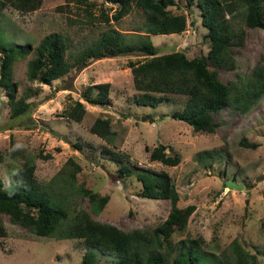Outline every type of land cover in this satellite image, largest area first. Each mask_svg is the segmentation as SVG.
<instances>
[{
  "label": "rangeland",
  "instance_id": "obj_1",
  "mask_svg": "<svg viewBox=\"0 0 264 264\" xmlns=\"http://www.w3.org/2000/svg\"><path fill=\"white\" fill-rule=\"evenodd\" d=\"M180 3L185 5V0ZM84 7L66 0H44L38 10L30 13L7 7L0 10V38L4 37L8 44L31 42L37 47L46 35L62 34L71 63L80 51L93 45L110 29L125 34L132 43L143 38L151 40L160 54L185 51L193 58L209 51L207 29L202 25L197 7L190 11L175 9L188 17L187 29L182 33L149 36L143 35L147 31L146 15L135 5L129 15L110 23L99 18L103 10L112 15L116 5L104 2L93 9L96 19ZM234 25L245 29V44L236 51L237 69L221 70L225 82L235 80L237 73L249 74L264 56V29L247 27L242 16L234 20ZM32 57L15 65V79L20 84L18 96L29 88L38 90L29 99L33 107L28 114L13 119L7 97L0 88V179L5 188L18 187L15 173L26 161L32 160L37 166L38 183L64 198L71 217L77 211L86 210L93 218L124 230L156 227L169 215L171 201L139 196L140 182L134 177L126 180L118 177L117 164L110 160V153L103 152L107 147L126 153L136 170L168 172L180 194L179 207L195 205L187 228L176 233V241L195 239L203 253H214L222 264L234 263L235 240L253 253L264 252V98L248 114L225 108L215 116V133L196 132L187 122L172 117L174 110L184 107L187 96L169 95L158 107L134 103L137 92L128 64L144 60L141 52L95 59L85 68H73L51 85L28 79V61ZM104 82L112 85L111 105H93L83 98L88 85ZM75 100L86 105L87 113L81 122L64 116V110ZM97 117L112 118L111 140L91 132ZM242 140L256 143L258 147L243 146ZM76 144H82V148ZM159 144L167 145L168 152H178L181 163L167 166L151 161V151L147 148ZM207 150L214 151L215 158L200 157ZM70 158L82 168L71 183L65 182L68 172L75 169L66 165ZM228 179L244 187L231 188L226 184ZM83 181L102 195H110L102 213H95L88 197L82 194ZM1 217L8 235L0 238V264H82L85 253L82 240L63 239L57 233L39 236L12 223L9 215ZM259 258L263 263L262 254ZM116 263L114 256L102 254L101 264Z\"/></svg>",
  "mask_w": 264,
  "mask_h": 264
},
{
  "label": "trees",
  "instance_id": "obj_2",
  "mask_svg": "<svg viewBox=\"0 0 264 264\" xmlns=\"http://www.w3.org/2000/svg\"><path fill=\"white\" fill-rule=\"evenodd\" d=\"M72 1L85 6L92 19H96L93 9L104 2L116 5L112 15L102 11L99 19L106 23L120 21L131 13L135 5L146 15L147 31L143 34L146 36L182 33L187 29L188 17L183 11L177 12L175 9L190 11L197 7L202 25L207 29L205 37L210 41L209 51L193 58L185 51L160 54L151 40L143 38L140 42L132 43L125 34L110 29L103 32L93 45L80 51L71 63L67 59L68 44L62 34L54 32L46 35L37 47L31 42L8 44L2 37L0 88L7 97L13 119L30 112L33 103L29 99L38 93L37 89L29 88L24 95L18 96L20 84L15 79V65L30 55L33 57L28 61V79L51 85L73 68H85L95 59L141 52L144 60L130 61L128 64L137 92L134 103L158 107L169 95L187 96L184 107L174 110L172 117L187 122L196 132L215 133V116L225 108L231 107L234 111L248 114L264 98L263 55L249 74L237 73V78L229 82L221 78V70L237 69L236 51L245 44V29L234 25V20L242 16L247 27L264 29V0H185V5H181L182 0H66L67 3ZM43 3L44 0H0V10L12 7L22 13H30L38 10ZM111 87L110 82L90 84L82 96L93 105H111ZM86 113V105L81 100H75L64 110V116L76 122H81ZM90 130L101 138L111 140L114 135L112 118L97 117ZM240 143L246 147H258V144L245 140ZM76 147L81 149L82 144H76ZM168 148L165 144L152 149L148 147L150 160L167 166L179 165L182 156L178 152H168ZM103 152L110 153V160L117 164L116 172L120 179L134 177L140 182L139 196L171 201V211L163 222L152 229L124 230L113 223L93 218L86 210L77 211L71 217L64 198L55 196L38 183L37 166L34 161L28 160L15 173L16 189L5 188L0 179V238L8 235L1 217L6 214L12 223L36 235L52 236L57 233L63 239L82 240L85 245L82 264H101L102 254L114 256L116 264H216L218 261L222 264L214 253H203L197 240H175L176 233L187 228L196 207H179L180 194L168 172L136 170L126 153L107 147L103 148ZM200 155L203 159L215 158L212 150ZM66 165L75 167L65 178V182L71 183L82 168L73 158ZM80 190L88 197L97 214L102 213L110 201V195H102L86 181L82 182ZM9 191H13L14 195H8ZM232 249L235 253L233 264H264L259 258V254L264 257V252L260 250L253 253L237 240Z\"/></svg>",
  "mask_w": 264,
  "mask_h": 264
},
{
  "label": "water",
  "instance_id": "obj_3",
  "mask_svg": "<svg viewBox=\"0 0 264 264\" xmlns=\"http://www.w3.org/2000/svg\"><path fill=\"white\" fill-rule=\"evenodd\" d=\"M226 184H227V186H229L231 188H236V189H242L244 187V185L237 184L235 181H232L230 179L227 180Z\"/></svg>",
  "mask_w": 264,
  "mask_h": 264
},
{
  "label": "clouds",
  "instance_id": "obj_4",
  "mask_svg": "<svg viewBox=\"0 0 264 264\" xmlns=\"http://www.w3.org/2000/svg\"><path fill=\"white\" fill-rule=\"evenodd\" d=\"M9 187H11V185H9ZM8 195H10V196H11V195H14V192H13V191H9V192H8Z\"/></svg>",
  "mask_w": 264,
  "mask_h": 264
}]
</instances>
